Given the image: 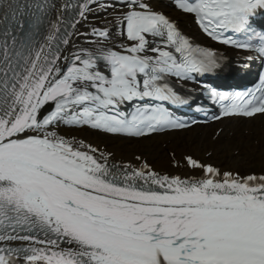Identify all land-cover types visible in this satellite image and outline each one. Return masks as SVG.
I'll return each mask as SVG.
<instances>
[{"label":"snow or ice","instance_id":"snow-or-ice-1","mask_svg":"<svg viewBox=\"0 0 264 264\" xmlns=\"http://www.w3.org/2000/svg\"><path fill=\"white\" fill-rule=\"evenodd\" d=\"M169 3L210 40L264 58V0ZM120 8L108 19L107 0H0V264H264V174L186 155L200 175H161L60 133L190 126L165 106L185 103L170 83L213 71L215 53L151 0ZM210 96L223 102L215 120L264 115V73L254 89Z\"/></svg>","mask_w":264,"mask_h":264},{"label":"bare ground","instance_id":"bare-ground-1","mask_svg":"<svg viewBox=\"0 0 264 264\" xmlns=\"http://www.w3.org/2000/svg\"><path fill=\"white\" fill-rule=\"evenodd\" d=\"M116 6V10L108 13H99L103 18L112 19L121 11L123 0H107ZM157 11L165 13L168 17L176 19L180 27L186 28L194 37H198L196 28L189 17L173 11L169 2L151 0ZM90 23H101L90 16ZM90 30L87 25L81 31ZM119 40V37L116 38ZM81 46L87 47L85 41L79 40ZM228 60L236 56L233 52H225ZM62 135L69 138L83 140L97 147L100 152L111 154V163L131 165L138 167L146 162L161 175L189 177L200 175L185 165L184 156L190 155L200 162L210 163L223 170H232L244 175L252 170L255 164H260L257 174H264V115L253 119H223L218 124L203 128L193 127L179 132L152 135L140 140L124 137L118 139L107 137L102 139L99 130L88 127L69 128L61 126ZM142 140V141H141ZM150 150V155L142 151ZM136 157H140L137 160Z\"/></svg>","mask_w":264,"mask_h":264},{"label":"rangeland","instance_id":"rangeland-1","mask_svg":"<svg viewBox=\"0 0 264 264\" xmlns=\"http://www.w3.org/2000/svg\"><path fill=\"white\" fill-rule=\"evenodd\" d=\"M100 137L102 139H106L107 137H110L108 135H104V134H101ZM111 137H115V138H118V139H123L121 137H118V136H111ZM142 141V140H141ZM143 154H148L150 155L152 152L150 150H144L142 151ZM260 168V164H255L254 168L252 170H250L249 172H253V173H256L257 174V169Z\"/></svg>","mask_w":264,"mask_h":264}]
</instances>
